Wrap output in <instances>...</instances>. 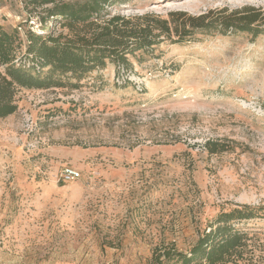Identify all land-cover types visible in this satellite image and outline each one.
<instances>
[{
  "label": "rangeland",
  "instance_id": "rangeland-1",
  "mask_svg": "<svg viewBox=\"0 0 264 264\" xmlns=\"http://www.w3.org/2000/svg\"><path fill=\"white\" fill-rule=\"evenodd\" d=\"M26 1L0 0L24 43L54 27ZM244 7L264 0H132L110 17ZM196 38L132 59L133 85L107 63L76 88L19 94L0 119V264H159L190 254L222 211L264 208V35ZM66 169L80 177L63 182ZM238 227L253 233L229 264H264V218Z\"/></svg>",
  "mask_w": 264,
  "mask_h": 264
},
{
  "label": "trees",
  "instance_id": "trees-1",
  "mask_svg": "<svg viewBox=\"0 0 264 264\" xmlns=\"http://www.w3.org/2000/svg\"><path fill=\"white\" fill-rule=\"evenodd\" d=\"M131 1L27 0L26 8L31 11L50 7L42 20H52L54 27H43L39 33L28 30L25 43L18 28L8 31L0 24V119L18 111V96L23 90L76 88L89 73L104 69L107 63L116 66L117 77L124 76L123 85H133L131 60L141 63L164 44L195 42L198 34L264 35V10L255 7L229 14L227 9L197 16L176 11L167 18L147 14L136 17V24L121 16L110 17L113 9ZM209 147L212 154L224 151L215 143ZM262 213L263 207L250 205L222 211L190 254L168 251L157 262L229 264L241 260L253 231L238 225L262 219Z\"/></svg>",
  "mask_w": 264,
  "mask_h": 264
},
{
  "label": "built area",
  "instance_id": "built-area-1",
  "mask_svg": "<svg viewBox=\"0 0 264 264\" xmlns=\"http://www.w3.org/2000/svg\"><path fill=\"white\" fill-rule=\"evenodd\" d=\"M80 177V174L72 169H66L62 175L63 182H70Z\"/></svg>",
  "mask_w": 264,
  "mask_h": 264
}]
</instances>
